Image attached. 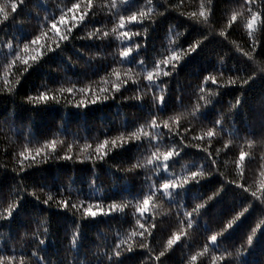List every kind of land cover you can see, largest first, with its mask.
I'll list each match as a JSON object with an SVG mask.
<instances>
[{
	"label": "trees",
	"instance_id": "16d2710c",
	"mask_svg": "<svg viewBox=\"0 0 264 264\" xmlns=\"http://www.w3.org/2000/svg\"><path fill=\"white\" fill-rule=\"evenodd\" d=\"M11 2L0 0L9 12L0 23V215H7L10 204L18 206L10 217L0 219V256L23 258L25 264H212L213 257H223L216 264H264V225L257 229L253 243H246L252 229L264 221V203L251 195L254 191L261 195L259 187L264 183L260 175L264 171V0H212L207 24L189 16L199 12L202 0H152L151 4L148 0H92L90 9L88 0H23L14 13ZM203 2L207 5V0ZM76 3L80 9L68 11ZM149 7L153 9L150 19L131 24L125 20V28H119L120 17ZM248 9L259 15L255 43L244 26L250 18ZM85 11L88 14L80 22ZM234 11L243 15L228 27ZM65 13L66 24L60 22ZM53 23L68 35L67 40L59 39ZM73 24L77 26L68 33ZM113 28L117 33H112ZM97 29L109 36L88 38ZM129 29L141 35L124 41L116 38ZM38 36L40 42L32 44ZM196 41L203 42L185 55L184 50ZM24 44L29 45L28 52L23 51ZM49 46L52 51L47 50ZM129 46L134 48L129 57H121ZM174 51L181 55L175 70L161 63V69L171 74L154 75L149 85L147 73H155V64ZM17 53L21 59H38L29 60L27 71L17 60L8 69L9 84L5 85V66ZM113 70L120 73L119 80ZM208 76H215L217 83L205 82ZM61 88L73 91L60 93ZM42 92L57 100L29 102V97ZM160 95L162 104L153 98ZM177 116L178 124L170 120ZM153 119L159 127L150 126ZM164 121L170 128L163 126ZM142 126L154 138L140 133V139H131L130 134ZM214 127L216 135L210 142L206 136L194 139ZM121 134L127 140L123 147L109 143L96 152L105 140L111 142ZM52 140L57 141L54 152L44 148L35 161L19 156L25 147L35 155L36 148ZM173 148L179 155L167 161V171L158 170L152 153L159 149L163 163L162 154ZM241 150L252 157L245 158L242 177L235 164ZM148 159L153 164H147ZM201 168L204 177L192 182L191 172ZM185 178L190 182L170 190L172 197L157 191L164 182L182 184ZM217 191L219 195L213 197ZM151 193L155 194L149 212L141 216L137 206L142 207ZM49 195L53 199L44 203ZM60 201L69 206H60ZM113 203L129 206L101 213V209L109 213ZM72 204L91 205L98 214L86 216L83 208H72ZM200 204L205 206L197 213L194 209ZM245 208L248 211L233 227L211 244L209 238ZM185 213H192L191 228ZM137 219L145 227L155 224L149 229L151 235L131 237L133 230L144 231ZM181 232L187 234L157 261L168 239ZM141 243L146 247H139ZM206 244L209 251L199 256ZM129 245L131 252L125 250ZM115 251L121 252L119 258L114 257ZM192 256L197 260L192 261Z\"/></svg>",
	"mask_w": 264,
	"mask_h": 264
},
{
	"label": "snow or ice",
	"instance_id": "6c2138e0",
	"mask_svg": "<svg viewBox=\"0 0 264 264\" xmlns=\"http://www.w3.org/2000/svg\"><path fill=\"white\" fill-rule=\"evenodd\" d=\"M7 2V0H6ZM152 0H148V3L151 4ZM254 0H246V3H253ZM23 3V0H12V2L10 3V9H11V12L14 13L16 12L17 10V7H18V4H22ZM211 3H212V0H207V5L203 2H201L200 4V8H199V12H192L189 14L190 18L196 20L197 23H200V22H203L205 24L208 23V19H209V15L211 13ZM113 7H115V3L113 2ZM81 7V5L79 3H76V4H73L72 5V8L71 9H68V11H73V9H76V10H79ZM92 7V0H88V3H87V8H91ZM153 9L151 7L148 8L147 11H144V10H138V12L136 13H133L131 16H128L127 18L125 17H120V23H119V28L123 29L125 28V20H127V22L129 24L131 23H143L145 19H150L151 18V13H152ZM249 13H250V18L246 20V23H245V28L248 30V35L250 37H253L254 39V43H255V38H254V32H255V26H256V22L257 20L259 19V15L257 12H254L252 11L251 9H248ZM87 11H85L83 14L80 15L79 17V21L82 22L84 20V17L87 15ZM65 15H61L60 16V22L61 23H67V21L65 20ZM243 15V12H236L234 11L233 14L231 15L230 17V21H229V24H228V27H231V24L233 22H236L237 21V18L238 16H242ZM0 16H2V18H0V23H3L4 21H6L9 17V12L6 11L5 9V5L3 4H0ZM73 19L75 20V16L73 17ZM77 25L76 24H73L71 27H69L67 29V32L70 33L71 30H72V27H76ZM52 28L56 30V34L59 36V39L60 40H67L68 39V35L67 34H61L60 33V30L57 28V25L55 23L52 24ZM145 32H146V29H145ZM112 33H117V29L116 28H113L112 29ZM141 35L140 32H131V30H127V31H122V32H119L116 36L117 39L121 40V41H124V40H131L133 36H139ZM221 35H224V33L222 32ZM42 36H47V33H42ZM93 36H96L97 38H105V37H108L109 36V32H103L101 34V30L100 29H97L95 32H90L88 33V38H92ZM206 38V37H205ZM41 40V36H38L36 37V39L32 40L31 43L32 44H37L39 43ZM203 41H196L194 44L190 45L186 50H184V54L185 55H190L192 52H195L196 49L200 46V44L202 43ZM59 42L56 43V47H59ZM9 49L12 48V45L9 44L8 45ZM41 47H44V45H41ZM140 47L139 44H136L135 45V49L138 50ZM48 51H52L53 49L49 46L47 48ZM134 50L133 47L129 46L126 48V50L124 51H121L120 55L121 57H124V58H127L129 57V54ZM23 51L24 52H28L29 51V45L28 44H24L23 45ZM245 55H248L247 53H245ZM251 59V57H249ZM38 57L37 56H30L28 58H25V59H21L20 55L17 53L15 54V59H13V61L11 62V64L5 66V79H4V84L5 85H8L9 84V81L7 80V76L9 75V72H8V69L15 66L16 65V61L17 60H20L21 63H23L24 65H26L27 67H25L23 69V71H27L29 67H31V64H29V60H31L32 62H35L37 61ZM181 59V55L177 54L175 51L173 52V54L171 56H168L166 59L162 60V61H159L155 64V73L153 72H149L147 73V76H146V79L149 81V85H151L152 83H154V75L158 78L160 73L163 72V75L167 76V75H170L171 72L170 71H164L163 69H161L160 67V64L162 63L165 67H167L169 64H171V69L172 70H175V68L177 67V64L175 62L179 61ZM141 63H143V61H141ZM262 71H264V69H261ZM113 74L117 77V79L119 80L120 79V73L116 70H113ZM128 75V78L131 79V76L129 74H126ZM252 79V77H249L248 79H245L243 80V83L244 84H247L249 82V80ZM211 81L213 84L217 83V80H216V77L215 76H208L205 78V82L207 81ZM17 83L19 82L18 80L16 81ZM237 81L235 80H230L229 83H236ZM124 84L127 83V80L123 81ZM133 83H137V81L133 80ZM113 87L115 88V90L119 91V85H116L114 84ZM9 91H11V88L8 89ZM72 92L73 89L72 88H68V89H64V88H61L59 89V92L60 93H63V92ZM80 92H85V91H88V89H79ZM101 91H106V89H101ZM163 91V90H161ZM204 89L201 88V92H203ZM137 99H139L140 97H136ZM154 100H156L158 103H163L164 101V96L163 95H160L159 97H153ZM200 99H203L205 100V103H210L209 100H207L204 96H201ZM29 102L30 103H39V102H48L49 100H57V97L55 95H49L47 92H42L40 93L37 97H29L28 98ZM93 103H95L96 101L93 100L92 101ZM83 103V102H81ZM240 103L239 100L236 101V104L238 105ZM80 105H77V107H79ZM197 108H199V105H197ZM193 115H195V113H193ZM170 120H173L174 122H176L177 124L179 123V120H180V117H171ZM220 121H216V124L219 125ZM151 127L153 128H156V127H159L160 125L157 124L156 120L153 119L151 121ZM163 126L165 128H170L169 126V122L168 121H164L163 122ZM171 130V129H170ZM140 133H142L145 137H149V138H154L151 136V134H149L148 132L144 131V126H142L140 129H138L137 132H134V133H131L130 134V138L131 139H140ZM216 135V130H215V127L213 129H209L203 136H200V137H194V139H204V137H208L209 138V142L211 141V138H213L214 136ZM118 141L120 142L118 144ZM127 140L126 138L124 137L123 134H121V136L119 137H116L114 139L111 140V142H109L108 140H105L102 144H100L97 148H96V152L99 153L101 152L102 149H105L109 143H111V146L112 147H117V146H120V147H123V144L126 143ZM62 143V142H61ZM56 145H57V141L56 140H52L48 143H46L42 148H36L35 149V155H32V150L28 149L27 147H25V151H22L19 153V156L21 157H24V159H29V157H31V159L33 161H35V158L36 156H39L41 154V152L44 150V148H50L53 152L55 151L56 149ZM248 146L249 147H252L253 146V142H248ZM90 147V146H88ZM228 145L225 144V148H227ZM71 149L69 148V151ZM204 151H207V149H204ZM219 151V150H218ZM25 152H28V155L26 156L25 155ZM158 152H159V149H157V152H153L152 153V157L155 159V161L157 162V169H163L164 171H167L168 169V164H167V161H169L171 158H173V156H178L179 155V152L173 148L169 151H166L162 154L163 156V163H160L161 161V156L158 155ZM107 153H105L106 155ZM248 157L249 159H251V154L249 152H245L243 150L240 151V154H239V158L237 161H235V164H236V167H237V170H238V174L242 177L243 176V171H244V162H245V158ZM64 159H71L72 157L71 156H65L63 157ZM102 158V157H101ZM45 160L47 159V156H45L44 158ZM261 160L264 161V156L261 157ZM154 160L153 159H148L147 160V164L151 165L153 164ZM213 163H215V161L213 160ZM136 166H141V165H136ZM134 166V167H136ZM261 168H264V163L261 164ZM205 175L203 169L201 168V170L199 171H193L191 172V177H190V180L192 182H195V183H199V178H203ZM260 175L261 176H264V171H261L260 172ZM190 181H189V178H185L183 180V183L182 184H177L175 181H169V182H164L162 184L159 185V189H157V191H160L161 192V195L162 196H165V197H172L173 195V192L170 191V190H175L176 188L180 187L182 188L185 184H188ZM240 187H242V185H238ZM223 188L221 187V189L219 191H222ZM219 191H217L216 193L213 194V197L216 196V195H219ZM245 191H248V189H245ZM259 191L261 193V195H257V192H252L251 195L258 199V200H261L262 203H264V183H261L260 184V187H259ZM155 193H151L147 196H145V198L143 199L142 201V204L143 206H137V211L140 213L141 216L144 215V213L146 212H149V202L153 199V195ZM213 197H209V199H212ZM53 197L51 195L48 196V200L44 201V203H48L49 200H52ZM59 205L60 206H63V207H68L69 204L67 201H60L59 202ZM18 205L16 204H10L8 209L6 210L7 212V215L4 216V215H0V219H6L8 217L11 216L12 214V211L17 207ZM129 205L127 204H116V203H113L109 206V213H104L103 210L101 209V213L102 214H110L111 211H123V209L125 207H128ZM205 205L204 204H200V205H197L196 208L194 209L195 212H199V210L201 208H203ZM72 208H75V209H78L79 208H83V211H84V214L86 216H91V217H95L98 213L96 211H93V206L89 205L87 207H84L83 205H76V204H72L71 205ZM97 208H99V206L97 205L96 206ZM248 209L245 208L242 212L238 213L234 218L233 220L229 221L228 224L225 226L224 229H222L220 232L212 235L209 239H210V242L211 244H216L218 242V236H221L223 235V233L225 231H227L228 229H231L233 227V225L236 223V221H238L240 219L241 216H243L245 214V212H247ZM185 216L188 218L187 219V227L188 228H191L192 227V213H185ZM137 224L139 225V227L141 229H144V231L142 232H137L135 230H133L131 232V237H135L137 235L141 236V237H144L145 233H147L148 235H151V232H150V228H153L155 227V224H151L149 227H145V224L141 223L139 219H137ZM183 223V222H181ZM261 225H264V221H261L260 224L257 225L256 228H253L252 229V232L250 235H248L247 237V241L246 243L248 245H251L253 243V239L254 237L256 236L257 234V229L261 227ZM187 233L186 232H181V233H173V235L168 239L167 243H166V246H165V249L164 251H161L159 253L158 256L155 257V259L157 261H160L161 257H163L166 252L168 250H170L173 245H175L178 241L181 240V235H186ZM130 237V238H131ZM76 239H77V235H73L72 237V244L75 245L76 243ZM41 244L44 243L43 240L40 241ZM121 243H124V241H122ZM120 246L117 245V248H119ZM139 247H146V245L144 243H141L139 245ZM126 251L128 252H131L133 250L132 248V245H129L127 247V249H125ZM209 251V245L206 244L204 246V252L202 253H199L198 255L199 256H202L204 255L205 253H207ZM35 255V253H34ZM121 256V252L120 251H115L114 252V257L116 258H119ZM113 257H109V259H112ZM197 256H192L191 257V260L192 261H196L197 260ZM218 259H223V257H213V261H212V264H216V261ZM0 264H25V261L23 260V258L19 259V261H17V258L14 257V256H0Z\"/></svg>",
	"mask_w": 264,
	"mask_h": 264
}]
</instances>
